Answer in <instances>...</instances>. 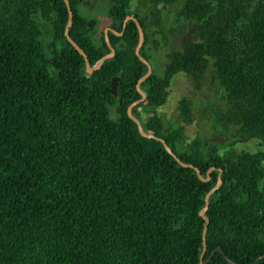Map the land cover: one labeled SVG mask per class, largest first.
Listing matches in <instances>:
<instances>
[{
    "label": "trees",
    "instance_id": "trees-1",
    "mask_svg": "<svg viewBox=\"0 0 264 264\" xmlns=\"http://www.w3.org/2000/svg\"><path fill=\"white\" fill-rule=\"evenodd\" d=\"M4 2V7L1 3ZM70 37L95 64L111 50L100 18L70 0ZM111 0L106 10L113 57L89 73L65 34V0H0V264H199L210 199L206 264H250L264 255V0ZM160 4L175 6L196 39L170 49L163 74L141 83L148 66L136 53L169 46ZM47 34V36H46ZM221 86L213 118L256 150L189 140L194 101L182 96L179 119L158 112L176 75L199 82L208 70ZM234 143L237 139H233ZM233 146V144H230ZM238 210V212H229ZM246 210L247 212H239ZM230 218H237L234 224ZM255 264H264V257Z\"/></svg>",
    "mask_w": 264,
    "mask_h": 264
},
{
    "label": "rangeland",
    "instance_id": "rangeland-1",
    "mask_svg": "<svg viewBox=\"0 0 264 264\" xmlns=\"http://www.w3.org/2000/svg\"><path fill=\"white\" fill-rule=\"evenodd\" d=\"M137 1L138 0H133V8L136 6ZM110 2L111 0H87L88 4L79 6V9L85 13V15L100 18V30L96 34L97 37L100 36V31L103 28L106 29L109 27L106 26V10ZM160 6L164 9L162 13L164 29L169 33L170 45L162 46L159 51L151 50L152 57L150 63L153 68L158 70L159 74H163L167 62L166 54L170 49L182 48L185 43L196 39V35L193 34L192 25L188 24L183 18L178 17L175 6L164 4H160ZM169 91L170 95L167 102L157 109L158 112L166 118L169 125H172L179 119L178 101L182 96H189L194 101L195 118L194 121L186 127V134L190 141L197 136H201L211 143H226L224 146L225 149L256 150L259 147L256 139L248 137H242L243 139L237 140V142L234 143L232 134L236 133V131L233 129H231L228 136L226 134L221 135L226 132V130H224V125L221 122H217L211 114H213V103L221 107L224 104L221 99V86L214 80L210 69L199 82H196L192 77L184 73H179L174 77ZM217 136L223 137L224 141L212 140ZM230 144H233V146H230Z\"/></svg>",
    "mask_w": 264,
    "mask_h": 264
},
{
    "label": "water",
    "instance_id": "water-1",
    "mask_svg": "<svg viewBox=\"0 0 264 264\" xmlns=\"http://www.w3.org/2000/svg\"><path fill=\"white\" fill-rule=\"evenodd\" d=\"M66 3H67V6H68V10H69V19H68V22H67V25H66V29H65V34L66 36L68 37L69 41L79 50V52L85 57V61H86V70L87 72L89 73H93L94 70H98L99 68H101V66L103 65L104 61L108 58H111L113 57V55L115 54V47L112 45V43L110 42V39H109V31H113L115 32L116 34L120 35L122 34V32H117L115 31L113 28L111 27H107L105 29V37H106V40H107V43L109 45V48H110V52L103 55L95 64H91L90 60H89V57L88 55L86 54V52L70 37V28L72 26V23H73V17H74V12H73V9H72V6L70 4V0H65ZM2 7H4V2L1 3ZM128 20H134L136 21L138 27H139V33H140V38H139V42L137 44V47H136V53L139 55L140 59L145 63L147 64L148 66V70L147 72L139 79L138 83H137V86H138V89L142 95L141 98L137 99L136 101L132 102L129 107H128V113H129V116L138 124V128H139V131L141 133L142 136L144 137H148V138H155V139H158L160 141H162L167 149V151L169 153H171L177 160L178 162H180L183 166L185 167H194L199 175V177L204 180V181H207L208 179H210L211 177V171L214 170L216 167L215 166H212L208 172H207V176L204 177L203 174L201 173V170L194 166L192 163H186V162H183L178 156L177 154L172 150V148L167 144V142L165 141L164 138L162 137H159L157 135H155L153 132L151 131H147L144 126L142 125L141 123V120L139 117H137L134 113H133V107L140 103L142 100H144V98L146 97V93L145 91L141 88V83L146 80L153 72V67L150 63V61L145 58L141 53H140V49L142 47V45L144 44V40H145V34H144V31H143V28L142 26L140 25L139 21L137 20V18L134 16V15H128L125 20H124V28L126 27V24L128 22ZM212 140H217V141H220V142H223L224 141V138L223 137H220V136H217L215 138H213ZM222 169L220 168L219 169V175H218V181L217 183L214 185V187H212L210 189V191L206 194L205 196V206L200 210V215L202 217H204V219L206 220V223H205V226H204V230H203V243H204V248H203V251L201 253V259H200V262L199 264H206L208 263L211 259H212V256L215 254V252L218 250V251H223V249L221 247H217L215 248V250L211 253V255H209L206 259H204V256H205V252H206V249H207V241H206V234H207V230H208V226H209V223H210V218L206 215V211L209 207V204H210V199H211V195L216 191L218 190L221 185H222V182H223V179H222ZM264 255H260L256 260H254L252 263L250 264H255L260 258H263ZM226 258L229 260L230 263L232 264H238L237 262H235L234 260H232L231 258H229L228 256H226Z\"/></svg>",
    "mask_w": 264,
    "mask_h": 264
},
{
    "label": "flooded vegetation",
    "instance_id": "flooded-vegetation-1",
    "mask_svg": "<svg viewBox=\"0 0 264 264\" xmlns=\"http://www.w3.org/2000/svg\"><path fill=\"white\" fill-rule=\"evenodd\" d=\"M194 34V33H193ZM193 34H191V35H193ZM195 35V34H194ZM237 134V135H236ZM221 136V135H220ZM232 136H233V138L234 139H237V140H240V139H243L242 138V136L240 135V134H238V133H234V134H232ZM241 136V137H240ZM227 138V137H226ZM248 138H250V137H248ZM236 150V149H235ZM244 150H250V149H244ZM236 151H238V150H236ZM229 212H238V210H230ZM239 212H247L246 210H240ZM261 212H263L264 213V211L263 210H261ZM232 221H233V223L234 224H238V222H239V220L237 219V218H230ZM264 220V219H263Z\"/></svg>",
    "mask_w": 264,
    "mask_h": 264
}]
</instances>
